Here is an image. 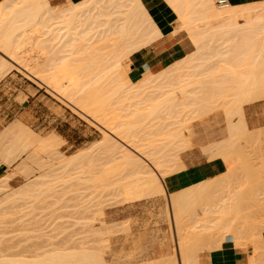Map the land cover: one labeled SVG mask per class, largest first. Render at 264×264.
Wrapping results in <instances>:
<instances>
[{"label":"bare ground","instance_id":"obj_1","mask_svg":"<svg viewBox=\"0 0 264 264\" xmlns=\"http://www.w3.org/2000/svg\"><path fill=\"white\" fill-rule=\"evenodd\" d=\"M167 1L181 21L175 34L185 31L194 51L180 59L178 66L174 63L156 74L144 71L138 82L130 81L124 62L131 54L143 46L147 47L161 36L141 0H67L64 8L53 7L49 0H3L0 3V49L9 55L8 57L0 51V76L9 70L5 69L6 64H12L11 66L28 74L31 72V75H37V78L34 75L33 78H41L39 81L54 87L61 98L67 99L101 124L108 131L103 138V143L108 146L101 147L103 139L101 143L98 142L100 148L95 143L93 146L98 151L104 148L101 155L106 157L99 155L101 159H97L98 156H92L94 159L91 160L90 155L87 158L89 163L85 160L87 167L83 166L87 171L81 168L83 163L76 165L80 168L71 170L78 173L82 169L84 173H88L87 177L80 170L79 174H72V180L80 178L78 182L88 183V186L100 189V192L117 191V196L130 205L151 196L153 198L155 195L166 194L167 188L162 176L166 177V173H171L169 168L174 166L172 163L180 156V150H186L188 146L190 148L186 135L189 125L177 120V115L185 113L184 116H188L191 111L205 115L209 111L213 113V110L224 108L227 114L225 116L229 117L226 119L229 121L227 125L230 132L229 139L226 140L236 142L246 131L241 125H236L240 122H233L234 117H242L243 105L262 98L264 94V87L257 86L264 79V71H260L264 69V2L239 7L228 4L221 8L216 7L213 0ZM210 20L219 23L213 25L208 22ZM37 48H40L38 54ZM207 61L218 65L217 69H226L225 72L212 74L210 77L214 81L211 84L201 79L208 74L203 71L205 67H202ZM61 63H64L63 66H60ZM190 64L194 66H189ZM194 80L199 86L197 94L192 88ZM161 112H167L169 118L166 120L171 121H156L155 118ZM164 119L165 117L160 120ZM19 124L21 123H12L9 126L13 125L8 131L14 132L15 136L10 147L0 152L3 159V163H0V192L7 190L4 187L7 186L5 184L10 174H6V165L16 163L21 155L29 152L27 158L32 162L38 154L29 150L36 142L40 143L38 148L42 152L46 148L52 151L57 145L55 137L41 140ZM224 143L226 147L233 146L232 143ZM222 146L218 144L220 150L209 146L215 151L211 152L210 149V153L214 154L211 156L214 158L222 155L232 172L234 151L226 148L225 151V146ZM95 147L91 146V149ZM79 155L74 157L76 161L84 157V154L81 157ZM23 161L16 166L17 172L20 170L23 173L32 168H26L29 163L27 160ZM181 169H184V164ZM29 171L32 176L34 170ZM30 172H26V175L23 173L24 177ZM28 177L26 178L30 179ZM43 177L40 175L37 180H29L22 188L4 195L0 204H15L22 197L50 192L52 186L49 187V182L64 179L58 175L56 179H46L47 183L40 181ZM185 193V190H181L166 194L167 197L165 195L167 205L172 210L175 241L178 242L182 255L179 264H199V243L203 241L204 244L206 239H210L207 240L208 243L205 242L207 245L218 246L227 234L235 236L237 243L241 244V240L246 239L245 235L251 237V242L256 243L255 257H251L253 259L249 260L250 264H261L257 251L260 252L258 248L261 249L263 255L264 248L260 245L263 231L253 225H241L240 222L247 220L235 213L232 205L225 207L220 213V224L217 226H205L202 231H186L185 226H180L189 200L185 198L191 197H184ZM99 211L101 215L105 214L102 210ZM106 220L101 216L85 222L90 229L89 233L94 237L93 241L95 240L91 241L90 247L84 241L78 248L71 250L53 248L36 255L39 257L36 260H26V256H21L20 259L18 255L17 258L12 256V259L3 254L0 264H109L105 253L108 254L111 232ZM165 264L175 263L169 261Z\"/></svg>","mask_w":264,"mask_h":264},{"label":"rangeland","instance_id":"obj_2","mask_svg":"<svg viewBox=\"0 0 264 264\" xmlns=\"http://www.w3.org/2000/svg\"><path fill=\"white\" fill-rule=\"evenodd\" d=\"M49 3L52 5V0H49ZM213 3L215 4V1H213ZM65 6H67L66 1L62 5L55 6V8H64ZM215 6L218 7L216 4ZM178 21L179 23L177 24L176 30H178L181 26V21L179 19ZM210 21L208 22L211 24L213 23V25L219 23V21ZM36 50V54L40 53V48H37ZM0 51L9 57V55L3 50L0 49ZM203 57L208 58L207 55H203ZM39 61L42 62L41 59ZM126 62L127 60L125 63ZM176 63V66H178L179 62ZM63 64L64 63H61L60 66H63ZM11 65L12 64H6L7 68L5 69L8 70L14 68ZM8 66L11 68H8ZM125 66L128 72V63H126ZM189 66L194 65L190 64ZM202 67H205V70L203 71L208 72L207 75L201 77V79L207 84H211L214 81V79L210 77L212 74L226 71V69L223 68L217 69L219 66L212 61L205 62ZM221 67L224 66L222 65ZM17 70L28 79H30L29 76H35L37 78V75L33 74V76L31 75V72L28 74L20 68ZM260 71H264V69H260ZM36 78L34 79L37 80ZM140 78L137 81H132L129 75L131 82H138ZM38 79L40 80L41 78L38 77ZM39 80H37V82L45 86H41L36 81L32 80V82H34V86L17 88V94L12 98L11 102L0 103V152H3L10 147L11 140L14 138L15 133L8 131V128L12 123L14 125V123L18 124V122L21 123L19 124L20 126L23 125V128L26 127L27 131H31L34 133H31L32 135H37L38 138H41V140H45L50 136L55 137L57 139V145L52 151L50 149L47 150L48 148H46L43 149L46 151L42 152V149L39 150L38 148L40 147V143L36 142L33 144L34 147L31 146L32 148L29 150H33L36 152V154H38L36 155L37 157L34 155V158H36L33 159L32 162L28 161L27 158L28 154L30 153L29 152L28 154L25 153V155H21V157L18 158L19 162L17 161L14 164L12 163V165H6V174H10V176L7 179V183L5 184L7 186L4 187L7 188V190L5 189L0 192V199H3V196L9 194L10 192L19 189L20 187L22 188L24 184L29 182V180L30 182L31 180H37V177L40 175L44 176L42 180L40 178V181H46L47 183L50 181V179L52 180V178L56 179L58 175L64 179L61 181L58 179V181L53 183L49 182V187L52 186V191L50 192L45 191L42 193H35L34 196L29 195L27 197H22V199L20 198V200H17L15 204H0V257L3 258L2 255L4 254L5 256L7 254L9 258L18 255V258L20 257V259L26 256L24 258L26 260L28 258L29 260H36L39 258L38 254L47 252V250H53V248H65L71 250L72 248H78L80 246L79 244L84 241L86 244L89 243L87 246H92L91 244L95 240L93 241L92 238L94 237H92V235L89 233L90 229L85 225V222L88 223L87 221L91 220V218L103 216L107 219L106 221L111 232L109 234L110 246L108 244L110 248L108 247V254L105 253V258L109 264H145L144 262H146V264H165L163 261L164 259L166 260L172 258L162 257L160 260L152 261L153 263H148L147 259L149 257L146 256L145 249L147 245H152L154 243L153 241H155L157 244H164V242L170 240L172 243V248L174 247V242L176 240L175 230L169 232L162 231V227L160 226L163 223H168L169 226L171 223H173V221H171V217L169 216L170 207L167 205L168 202H166V194L155 195L153 198L151 196L148 199L146 198V200H142L138 204L130 205L123 202L120 196H117V191L100 192V189H93L91 185L88 186V183L78 182L80 178L79 180L77 179L78 181L76 180V177L74 178L75 180H72V174H79L80 170L82 169H78V173H76L75 170V173L71 170L79 167H76V165H80L81 163L83 164L80 166L84 169L83 166L86 164L85 160L87 161V158L90 155L91 160L94 159L92 156H98L96 157L97 159H101L100 157H106L101 155V153L104 151V148H101L103 149L102 151H98V148L96 147L99 143H101L102 139L105 138V134L108 131L105 130L101 124L97 123L88 115L83 113V111H81L73 103L67 99H64L63 97L61 98V96L55 92L54 87ZM62 82H65V80ZM196 82L197 81L194 82L192 88L193 90L195 89L194 92L197 94L196 91H198L199 86L195 84ZM185 86L187 88V85ZM257 86L264 87V79L261 80ZM262 98H264V94ZM193 109L195 110V108H192V110ZM163 113L164 112H161L157 115L158 117L155 118L156 121H171V119L166 120V118H169L168 113ZM190 113H188V116L187 114L184 116L185 113H181L179 116L177 115V120L185 121V123L189 125L186 135L189 138L190 148L188 146L186 150H180V154L183 152L182 158H184L186 151H191L192 149H198L199 152L205 154L208 159L213 158L210 154H208V152H206L204 145H206L205 143L207 138H209L206 136L214 133L215 130L220 128L223 123H227V116H225L226 114L224 108H220L216 111L213 110V113L209 111V113L207 112L205 115L195 114L194 111H191ZM164 117V120H160ZM202 134H204L205 137H202ZM103 142L104 139L102 141L103 145H98L99 148L100 146L105 148L108 146V144L105 145ZM94 143L96 144V147L93 146ZM91 146L93 148L95 147V149H91ZM90 149L91 151L93 150L92 153H90ZM85 153L90 154L87 155ZM79 154H84V157L82 156V158H78L76 161L74 157H78L77 155ZM99 155L101 156L99 157ZM221 156L219 155V157ZM215 157L216 156H214V158ZM22 160H24L23 162L26 160L28 161H26L29 163H26L28 165L26 168L32 167L26 172H30L29 170L33 169L35 171H33V175L36 178L33 175L31 176L32 172L29 173V177V174L27 173L26 177L30 178L27 179L24 177L26 172L22 170L25 174L23 175L22 172H19L20 170L18 172L15 170L17 168L16 166H18ZM235 160H238V158H235ZM174 162L172 163L174 166H171L172 169L169 168L172 170L171 173L168 172V169L166 177L162 176V179L164 178L163 183L165 186V180L168 176L183 170L181 169V166L183 165L181 156H178ZM0 163H3L1 156ZM235 164L236 163H233L232 166H238ZM86 167L87 166H85V168ZM85 170L86 169H84V171ZM84 171L82 173H84ZM253 173H255L254 175L256 176H259L261 172L257 170L256 172L253 171ZM84 175L87 177L88 173L86 172ZM49 176H52V178L50 177L49 179ZM81 176L82 175H80V177ZM85 176H82V178ZM46 179L49 180L47 181ZM248 179H245V177L242 178V180ZM243 183L245 186L248 185V182ZM232 184L233 181L225 184L221 183L216 189L218 190L219 188H225L228 185L233 186ZM239 185L240 183L234 187H238ZM47 186H45V188ZM166 188L167 190L169 189L167 186ZM167 206L169 207V211L167 210ZM99 210H102V213L105 214L101 215ZM205 216L206 215H204V218ZM246 217L248 216L246 215ZM255 217L256 216L252 217V219H255ZM257 218L259 220H264L260 219V216H257ZM179 225L183 227L185 226L184 214L181 217ZM152 226L157 228V230H148L149 228H153ZM189 227H191V225ZM207 240L208 239L204 241V244L206 246H212V244L207 245L210 239L208 241ZM202 242L199 243L200 246L204 245ZM214 246L217 245L215 244ZM258 250L261 252L260 254V252L257 251L258 255H260L258 256L260 259L262 256V250L259 248ZM175 256L173 257L172 262L179 264ZM15 258H17V256ZM263 261L261 258L260 263L264 264Z\"/></svg>","mask_w":264,"mask_h":264},{"label":"crops","instance_id":"obj_3","mask_svg":"<svg viewBox=\"0 0 264 264\" xmlns=\"http://www.w3.org/2000/svg\"><path fill=\"white\" fill-rule=\"evenodd\" d=\"M2 1L0 0V3ZM65 1L67 2V0H62L56 6L64 4ZM71 1L79 2L81 0ZM228 2L233 6H252L258 5V3L261 4L264 0H228ZM141 3L158 28L161 36L158 39L156 38L147 47L145 46L144 48L143 46L131 54L129 60H127L128 73L132 81H137L146 70L155 74L161 72L194 51V47L185 31L181 30L178 34H175L177 24L179 23L178 16L167 0H141ZM126 63L124 62V64ZM13 67L3 77L0 76V103L11 102L12 98L17 94V88L34 86L32 80L37 82L31 76L29 77L32 80L24 77L18 72L15 66ZM37 83L39 84V82ZM39 85L45 86L42 84ZM242 112V117H234L233 122L235 124L240 122V124L236 125H241L242 129L246 132L242 133L243 135L241 134L236 142H231L232 145L235 142V145H228V147L230 146L228 148L224 143L231 144L226 140L229 139L230 135L226 122L220 128H217L214 133L206 136L209 138H207L206 145H204L206 152L214 155L210 153V149L212 150L213 148L216 150L218 144L222 146L224 143L222 146H225L224 149L226 148L230 151L233 149V163H236L235 165L238 166H232L233 170L230 172L227 163L221 157L208 159L198 149H192L191 151H186L184 158H182V152L180 156L184 164V169L166 178L165 184L169 187L166 194L170 195L171 192L185 190L184 197L186 195L191 196L190 198H185L186 200L189 199L184 212L186 231H202L205 226L219 225L218 217H220V213L225 207L232 205L235 213H238L247 220L240 222L241 225H253L263 231L261 238L263 240L260 242V245L264 248V220L257 218V216H260V219H264V98L244 104ZM227 118L229 119L228 116ZM227 122L229 123V121ZM202 137H205V135L202 134ZM212 144H217V146H213ZM209 146L212 148H209ZM217 149L220 150V147H217ZM211 152L215 151L212 150ZM235 158H238V160H235ZM257 170L261 172L259 176L253 173V171L256 172ZM244 177L245 179H249L242 180ZM232 181L233 186L228 185L225 188L216 189L221 183L225 184ZM243 182H248V185L245 186ZM239 183L240 185L238 187H234ZM204 215L207 217L205 216L204 218ZM253 215L256 216L255 219H252L254 217ZM170 217L172 221L171 208ZM173 224L171 223L169 226L168 223H163L160 225L162 227L161 230L166 232L174 231L175 225L173 226ZM190 225L191 227H189ZM152 227L148 230H157L154 226ZM243 235L241 236L243 237ZM245 238H249V240ZM236 239L235 236L227 234L218 246H200L197 254L199 264H250L249 260L253 259L251 257H255L254 247L256 242H251L253 239L248 237V235L247 237L245 235V240H241L243 242L242 244L237 243ZM153 242L152 245H147L145 249L146 256L149 257L147 259L148 263H153L152 261L160 260L162 257L172 258L164 259V263L172 262L175 254L176 260L178 262L181 261L182 255L180 254L177 241L174 242L173 248L170 240L164 242V244ZM263 255L261 256L262 261L264 260Z\"/></svg>","mask_w":264,"mask_h":264},{"label":"built area","instance_id":"obj_4","mask_svg":"<svg viewBox=\"0 0 264 264\" xmlns=\"http://www.w3.org/2000/svg\"><path fill=\"white\" fill-rule=\"evenodd\" d=\"M215 4L218 7L223 8V7H226L229 4V2H228V0H215Z\"/></svg>","mask_w":264,"mask_h":264},{"label":"snow or ice","instance_id":"obj_5","mask_svg":"<svg viewBox=\"0 0 264 264\" xmlns=\"http://www.w3.org/2000/svg\"><path fill=\"white\" fill-rule=\"evenodd\" d=\"M62 0H52V6L55 7L57 4L61 3Z\"/></svg>","mask_w":264,"mask_h":264}]
</instances>
